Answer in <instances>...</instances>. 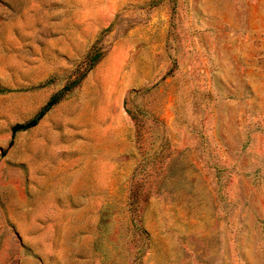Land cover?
Instances as JSON below:
<instances>
[{
    "label": "rangeland",
    "instance_id": "rangeland-1",
    "mask_svg": "<svg viewBox=\"0 0 264 264\" xmlns=\"http://www.w3.org/2000/svg\"><path fill=\"white\" fill-rule=\"evenodd\" d=\"M0 264H264V0H0Z\"/></svg>",
    "mask_w": 264,
    "mask_h": 264
},
{
    "label": "trees",
    "instance_id": "trees-1",
    "mask_svg": "<svg viewBox=\"0 0 264 264\" xmlns=\"http://www.w3.org/2000/svg\"><path fill=\"white\" fill-rule=\"evenodd\" d=\"M101 53L99 49L95 46L86 55L85 60L88 64V69L92 68L100 59ZM84 75H81L68 83H66L59 91L52 94L46 103L27 121L19 124H15L11 127V136L13 137L15 133L26 131L33 128L38 124L42 117L58 102H60L71 90L76 88Z\"/></svg>",
    "mask_w": 264,
    "mask_h": 264
}]
</instances>
